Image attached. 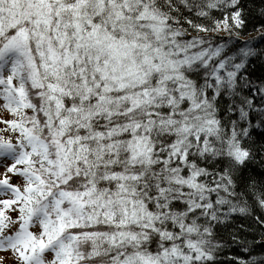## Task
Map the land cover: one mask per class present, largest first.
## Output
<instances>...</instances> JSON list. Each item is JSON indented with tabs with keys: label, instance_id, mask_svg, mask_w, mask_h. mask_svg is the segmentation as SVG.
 I'll return each mask as SVG.
<instances>
[{
	"label": "snow or ice",
	"instance_id": "snow-or-ice-1",
	"mask_svg": "<svg viewBox=\"0 0 264 264\" xmlns=\"http://www.w3.org/2000/svg\"><path fill=\"white\" fill-rule=\"evenodd\" d=\"M254 13L0 0V264H264Z\"/></svg>",
	"mask_w": 264,
	"mask_h": 264
},
{
	"label": "trees",
	"instance_id": "trees-1",
	"mask_svg": "<svg viewBox=\"0 0 264 264\" xmlns=\"http://www.w3.org/2000/svg\"><path fill=\"white\" fill-rule=\"evenodd\" d=\"M254 2L257 5L258 13V7L261 5L262 2H264V0H254ZM257 13H254L253 19L251 20L248 26L251 35L247 36L246 39L250 41H255L252 47L257 50V53H259L261 49H264V40H257V37H264V27H261V24L264 23V18L259 16ZM249 67L253 79L264 78V57H251V63ZM259 254L261 253L258 252L257 255Z\"/></svg>",
	"mask_w": 264,
	"mask_h": 264
},
{
	"label": "rangeland",
	"instance_id": "rangeland-1",
	"mask_svg": "<svg viewBox=\"0 0 264 264\" xmlns=\"http://www.w3.org/2000/svg\"><path fill=\"white\" fill-rule=\"evenodd\" d=\"M3 255H5V254L0 253V256H3ZM5 264H8V261H5Z\"/></svg>",
	"mask_w": 264,
	"mask_h": 264
}]
</instances>
